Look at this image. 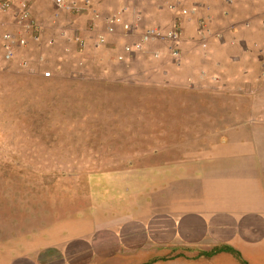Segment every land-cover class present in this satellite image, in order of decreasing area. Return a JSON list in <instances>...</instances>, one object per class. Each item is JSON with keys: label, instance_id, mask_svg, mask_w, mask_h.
Instances as JSON below:
<instances>
[{"label": "rangeland", "instance_id": "1", "mask_svg": "<svg viewBox=\"0 0 264 264\" xmlns=\"http://www.w3.org/2000/svg\"><path fill=\"white\" fill-rule=\"evenodd\" d=\"M40 1L44 5L36 9L41 13L46 7L47 10L54 7L52 0ZM152 1L141 2L149 5ZM8 15L0 12V20L7 23V30L16 32L13 20ZM48 15L44 16V21L41 17L39 22L43 26V35L46 32L45 37L42 36L38 44L33 45L30 41L31 48L25 53L27 55L17 56L16 61L11 62L0 59V229L4 225L8 227L4 230L8 233H0V264H18L24 255L32 264H47L44 256L41 257L46 251L43 246L44 234L54 230L61 233L62 228H70L67 234L74 233L72 227L78 218L77 213L72 215L64 209L58 218L48 215V192L44 190L46 183L62 179L70 181L64 186L65 194L49 195L52 206L63 203L64 199L66 202L81 201L84 205L79 193H94L96 181L102 180L96 187L103 194H98L94 202L85 201L89 207L80 217L82 226L90 228L92 222L100 220L96 209L99 200L106 202L111 195L104 194V188H114L123 181L114 170L122 169L123 165L131 162H141L140 165L144 166L167 161L166 153L170 150L174 151V157L187 152L193 157L197 154L207 155L212 149L208 145L218 137L211 133L216 120L207 114L224 110L246 112L255 105L250 101L254 97L247 87L235 90L239 91L235 94L217 86L209 91L201 87L189 90L187 83L179 85L168 78L166 72H158L157 64L161 57L163 59L169 55V47L157 41L151 42L159 45L160 49L153 52L148 49L145 52L143 46L138 54H141V59L136 55L127 61L117 60L118 63H113L110 56H101L97 62L94 60L95 55L85 50L81 54L77 51L73 53L68 46V37L57 33L59 21L56 20L54 24L45 21ZM83 16L79 17L83 19L82 26L87 30V21ZM56 19H60L59 16ZM170 25L155 26L167 29ZM4 30L0 27V35ZM154 52L159 53L157 58L152 56ZM41 55L44 56L43 62H34ZM22 59L28 61L30 69L19 66ZM138 61H142V67L146 66L144 70L137 67ZM45 71L50 72V77L42 76ZM202 90L205 92L199 93ZM239 118L245 125L250 124L247 116L240 115ZM222 121L236 123L234 117ZM261 122L264 123V119ZM259 130L256 131V137L264 142V132ZM242 137L249 140L251 136ZM228 142H233L231 146H235V140L227 139ZM227 149L230 151L231 147L227 146ZM262 151L264 153V146ZM228 164V168L220 171L232 172V169L239 167L237 160ZM104 171H110L109 175ZM177 171L180 172V167ZM96 172L102 174L87 176ZM179 175L183 178V174ZM86 176L89 180L85 181L83 187L77 180ZM229 180L225 178V181ZM166 183L167 180L159 184ZM184 186L171 196L165 193L152 194L149 202L158 196L164 203L169 201L179 205L192 194L204 193L201 183L197 189L195 186L185 190ZM146 208L148 206L145 205V213ZM44 214L48 221L45 227ZM113 216L110 214L111 218ZM76 243L73 238L71 244ZM240 248L237 250L223 244L222 248L203 252L196 258H189L193 261L179 264H218L211 257L216 251L227 255L226 258L231 255L234 264H264L263 246ZM47 253L56 258L54 264L74 263L69 254L64 256L50 249ZM85 260L77 264H105L99 257Z\"/></svg>", "mask_w": 264, "mask_h": 264}, {"label": "crops", "instance_id": "2", "mask_svg": "<svg viewBox=\"0 0 264 264\" xmlns=\"http://www.w3.org/2000/svg\"><path fill=\"white\" fill-rule=\"evenodd\" d=\"M141 1L93 0L92 9L100 15V19L95 21L88 15L91 13L86 12L84 16L79 14L75 17L72 13L61 11L58 14L60 19H55L59 21L57 33L61 32L68 37V46L73 53L77 51L81 54L85 50L87 53H93L97 62L101 56H110L113 63H118L117 57L122 53L125 43L140 40L142 32L148 27L167 26L175 19V14L165 8L166 0H151L154 5H146ZM29 3L32 16L39 22L41 17L44 21L47 13L49 15L45 21L51 23L54 20L55 7L48 9L50 12L46 7L41 13L36 7L43 6L44 2L29 0ZM187 4L195 10L181 21L183 39L179 45L180 61L172 62L167 55L168 51L166 58L161 57L157 64L158 72H166V76L179 85L187 83L189 90L201 87L209 91L217 86L223 91L235 94L239 92L235 90L247 87L254 97L250 100L255 104L253 109L250 108L246 112L224 110L208 113L209 118L216 120L213 122L214 131L211 133L218 137L208 145L212 149L207 155L197 154L193 157L187 152L185 155L174 157V151L170 150L166 153L167 161L144 166L140 165L141 162H131L123 165L122 169L114 170L123 181L114 188H104V194L111 195L106 202L99 200L96 209L100 220L92 222L90 228L82 226L80 217L87 211L86 207H89L85 201L94 202L98 194H103L96 187L102 180L96 181L94 193H79L83 197L84 205L81 201L66 202L64 199L63 203L52 206L49 195L65 194L64 186L70 181L62 179L46 183L44 190L48 192V215L58 218L64 209L69 214L78 215L73 222L72 235L67 234L70 228H62L61 233L54 230L44 234L43 246L46 251L41 257L44 256V262L47 264H54L56 260L48 255V249L59 251L64 256L69 254L73 264L86 261L85 259L95 260L98 257L105 264H179L183 261L187 263L191 257L196 258L203 252L222 248L223 244L237 250L239 247H264V142H261L260 137H256L258 129L264 132V123L261 122L264 119V0H232L230 3L225 0H190ZM120 9H124L122 23L116 26L113 34L106 35L105 44L96 46V37L105 32L104 18ZM156 10L166 14H160ZM8 14L6 15L13 20L12 13ZM80 15L87 21V30L82 26L83 19ZM160 15H164V18H158ZM136 20V31L126 34L123 25ZM150 21L156 22L149 23ZM3 22L0 20V27L5 29L2 33L7 31L8 27L7 23ZM45 33L44 31V37ZM78 38L84 42V49L79 47ZM167 45L169 47V44ZM30 48L17 50L16 57L27 53ZM148 49L153 52L160 47L155 45V42L146 41L142 50L146 52ZM140 55L137 54L138 59H141ZM43 59L44 56L41 55L35 58L34 62L42 63ZM141 62L138 61L137 67L144 70L146 66L142 67ZM204 90L199 93H204ZM235 100L234 98L233 101ZM240 115L247 116L250 124L245 125L239 118ZM233 117L235 124L222 121ZM242 134L251 137L247 140ZM240 137L242 139L238 141ZM227 139L235 140V146H231L233 142L227 143ZM227 146L231 147L230 151ZM236 160L239 167L232 169V172L220 171L228 168L229 162ZM179 167L180 172L177 171ZM104 172L109 175L110 171ZM177 173L183 174V178ZM95 174L100 175L102 172L87 176ZM87 176L77 180L83 187L86 185L85 181L89 180ZM226 177L230 180L225 181ZM165 180V185L159 184ZM240 182L242 186H239ZM199 183L203 186L204 193L192 194L179 205L169 201L164 203L158 196H154L149 202L152 194L165 193L171 196L177 194L178 188L183 184L185 190H189L195 186L197 189ZM150 192L151 194H148ZM213 199L214 202L211 201ZM169 204L171 206H168ZM145 205L148 206L146 213L143 212ZM110 214L114 216L111 218ZM47 223L44 214V227ZM7 228L4 225L0 233H8L4 231ZM73 238L77 241L75 245L71 244ZM215 253L217 255L213 254L211 257H214L218 264H234L235 260L231 255L226 258L227 255L218 251ZM18 264H32V261L24 255Z\"/></svg>", "mask_w": 264, "mask_h": 264}, {"label": "built area", "instance_id": "3", "mask_svg": "<svg viewBox=\"0 0 264 264\" xmlns=\"http://www.w3.org/2000/svg\"><path fill=\"white\" fill-rule=\"evenodd\" d=\"M190 0H166L165 8L175 14V19L167 29L160 27H148L144 29L141 34L140 40L131 43H125L123 50L118 55L117 60L127 61L133 56L139 54L146 41H157L164 45L169 44V56L172 62L178 63L180 61V48L179 45L183 39V28L181 27V21L183 18L190 16L195 8L190 7L187 3ZM230 3L232 0H225ZM52 3L56 9L53 19L58 17L59 12L64 11L75 15L88 14L95 21L100 19L98 12L92 9L93 0H52ZM0 12L3 14L12 13L13 24L16 28V32L10 30L5 31L1 35L0 41V53L1 59L6 62H11L16 58L17 50H24L30 45V41L33 44H38L43 36V26L39 21L31 14L29 0H0ZM124 9H120L113 14H109L104 18L105 32L96 37L95 45L102 46L106 42V35L113 34L116 26L122 23V16ZM91 19V20H92ZM56 20L51 23L54 24ZM137 20L130 24L123 25L125 33L135 32L138 28ZM202 33V32H200ZM80 48H84V42L77 39ZM205 47V44L202 43ZM158 52L153 53V57L157 58ZM29 63L26 59H22L19 62V66L30 69ZM29 67V68H28ZM44 78L50 77V72L45 71L42 73Z\"/></svg>", "mask_w": 264, "mask_h": 264}]
</instances>
